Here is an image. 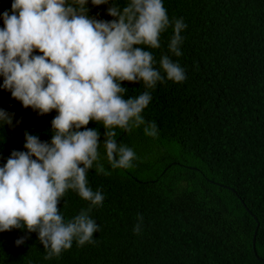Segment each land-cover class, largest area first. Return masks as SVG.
Masks as SVG:
<instances>
[{"label":"trees","instance_id":"1","mask_svg":"<svg viewBox=\"0 0 264 264\" xmlns=\"http://www.w3.org/2000/svg\"><path fill=\"white\" fill-rule=\"evenodd\" d=\"M0 264H264V0H0Z\"/></svg>","mask_w":264,"mask_h":264},{"label":"water","instance_id":"2","mask_svg":"<svg viewBox=\"0 0 264 264\" xmlns=\"http://www.w3.org/2000/svg\"><path fill=\"white\" fill-rule=\"evenodd\" d=\"M223 186V185H222ZM224 187V186H223ZM230 189V188H229ZM241 202L244 204V201L241 199ZM244 206L246 207V205L244 204ZM247 211L250 213V214H252L251 213V211L249 210V209H247ZM253 215V214H252ZM253 217L255 218V220L257 221V219H256V217H255V215H253ZM258 227H259V224L257 225V227H256V231H255V235H254V241H253V247L255 246V237H256V234H257V229H258Z\"/></svg>","mask_w":264,"mask_h":264}]
</instances>
